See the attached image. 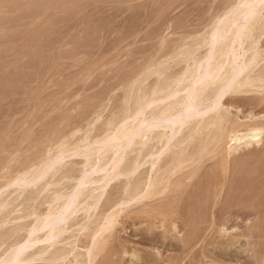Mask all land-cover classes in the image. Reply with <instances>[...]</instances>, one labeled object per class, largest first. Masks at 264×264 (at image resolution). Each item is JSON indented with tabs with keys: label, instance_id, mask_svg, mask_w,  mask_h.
<instances>
[{
	"label": "rangeland",
	"instance_id": "374dc122",
	"mask_svg": "<svg viewBox=\"0 0 264 264\" xmlns=\"http://www.w3.org/2000/svg\"><path fill=\"white\" fill-rule=\"evenodd\" d=\"M238 1L0 0L1 260L13 257V249L23 245L31 232L32 237L45 238L50 228L41 227L40 223L50 213L49 207L57 210L60 200L69 197L65 195H70L82 173H89V166L97 160L92 149L96 152L101 149L107 132L109 140V135L118 131L117 125L118 128L125 122L128 125L124 115L127 108H133L137 96L145 93L150 98L152 88L157 86L160 88L157 87L154 98H163L174 90V80L180 79L185 65H192V61L205 54L206 40L218 19L226 17L227 13L230 15L229 10L237 7L241 10ZM261 13L260 26L264 25V8ZM252 28L253 33H245L242 38V47L248 48L257 41L258 48L264 50V26ZM258 97L260 95L255 93L232 95L225 100L223 108L231 113L230 117L245 123L244 118L250 113L264 114V105L256 107L252 102ZM173 101L155 103V106ZM178 110L174 107L166 111V116ZM152 114L156 115V110L149 113L151 119ZM129 120L133 123L129 122L131 127L137 126L132 118ZM153 120L157 124L162 118L157 115ZM187 123V128L167 145L153 135L147 137L144 148L138 144L133 150H125L123 154L128 156L123 155L120 163L124 175L111 179L102 197L98 196L102 191H99L98 178L109 174L110 166L103 168L101 174L92 175L90 171L88 178H93L89 179L95 184H86L85 190L97 196L86 202L95 204L84 213L80 204L85 201L80 200L77 207L80 212L75 207L76 215L71 214L73 218L70 215L67 219L70 222L66 220V233L56 235V244L47 250L48 256L41 253L42 258L39 254L48 242H38L31 246L33 250L30 247L20 256L31 257L30 263L21 264H264V227H258L263 225L260 221L264 210L257 214L249 207L246 211L252 212L241 219L237 210L230 208L231 215L228 212L229 215H223L224 222L216 219L223 206L240 204L239 196L230 191H234L236 185V188L241 185L242 189L247 188L248 181L255 177L252 175L254 164L249 166L250 163L243 161L238 164L235 158H241V153H236L240 155L237 158L226 148L230 137L234 136L228 137V132L242 131L245 127L238 128L231 123L223 130L211 127L195 130L193 119ZM99 140L100 147L97 143L94 148ZM257 140L264 142V135ZM84 150L92 156L87 166L83 165L86 164ZM79 151L81 156H78ZM112 154L110 151L105 155L106 160H110ZM52 157L62 165L55 160L56 167ZM46 161L55 165L49 162L48 168ZM132 161H136V165L129 166ZM40 165V172L48 168L45 179L38 177L40 173L34 174L38 173ZM126 165L128 167L123 168ZM53 166L55 172L51 170ZM246 169L254 171L250 174ZM29 177L38 184L30 183ZM46 182L54 184L46 188ZM246 184L247 187L243 186ZM258 184H253L257 192L262 189ZM55 194L57 198L60 196L57 201L52 199ZM246 196L243 198L247 201L241 198L244 204L250 202ZM198 201L199 204L195 203ZM246 204L244 206L248 207ZM8 216L17 218L9 221ZM52 217L50 219L55 221ZM106 219L112 222L107 231L103 229ZM34 228L39 229L33 231ZM13 244L17 247L12 249ZM220 246L224 250H219ZM53 250H59L62 261L51 259Z\"/></svg>",
	"mask_w": 264,
	"mask_h": 264
},
{
	"label": "bare ground",
	"instance_id": "6f19581e",
	"mask_svg": "<svg viewBox=\"0 0 264 264\" xmlns=\"http://www.w3.org/2000/svg\"><path fill=\"white\" fill-rule=\"evenodd\" d=\"M237 3H239L238 6L241 7V10L240 11H238V9H240L238 7L236 9L232 10L231 12L229 10V14L230 15H228V13H227L228 16L226 15V17H223V18L220 17L221 19H218V21L216 22V26L212 29L211 34L208 36V38L206 40L207 50H206L205 54L203 55V57L200 58L199 60L192 61V65H188V66L185 65V71L181 75L180 79L178 78L179 80H176V79L174 80L176 82V83L174 82L175 83V88L176 87H179V88H177V89L174 88V90H172L168 95H165L163 98H154L153 97V95H155L157 93V91H158L157 87L160 88L159 86L152 88V90H151V92H152L151 95L152 96L150 97L151 99L148 98V94H145V93H143V95L141 93H140L141 95L138 94L139 96L136 97V99L134 101V104H133V108L132 109L130 108V110H128V108H127V111L125 112V115L123 114L124 117H125L124 120H126L128 122V125L130 124L129 122L132 121V120L130 121L129 119L132 118L133 119V122L135 121V123H137V126H135L136 124L134 123L135 124L134 125L135 126L134 128H133V125L131 127V124H130V127H129L128 125H126L127 123L124 121L126 124L123 122L124 124H123V126H120V128H118L117 127L118 125H117L116 128H117L118 131H116V132L114 131L115 132L114 135H113V132H112L111 137L109 135V138H111V139H109V140L107 139V135H108L109 132H107L106 138L103 135V139H101V140L103 142V140L105 138L106 141H104V142L107 143V146H105L106 143L105 144L103 143L104 146L101 147V149H99V150L97 149L98 150L97 152L95 151L96 149H92V150H94V151H92V153L93 152L94 153L95 152L96 153H99V154H96L95 153L96 155H94V153H93V156H96L97 158L96 157L95 158L97 160H94L95 162L93 161V165L91 164L89 166V167H91L90 168V171L92 172L91 173L92 175H93V173L95 174V173H98V172H100L98 174H101V171H103V168L105 170V167L106 166L107 167H108V165L110 166V171H108V173L109 172L110 173L107 174V175L105 173L104 176H102L101 178L100 177L98 178L99 182L101 181V187L99 188V191H100V189H102V191H100V194L98 196L102 197V192L108 186L107 183L109 181H111V179H113L115 177H118V176L121 177V175H124L122 172H125V171H124V169H120L121 168L120 163L123 160V155H124L123 153L126 152L125 150H128V149L131 150L132 148H134V146H136L138 144L143 145L142 147L144 148V146H145L144 143L148 141L147 137H149V138L151 137L152 138L153 135H155L156 138L160 139L161 142H163L164 144L167 145V144H169L175 138V136L177 135V133H179L182 129L187 128V127H185V125H188L189 124V123H187V120L193 119L194 120V123H192V126H193V128L195 130H197L199 128H204L205 129V128H209V127L215 128L216 131L219 130V129L220 130H223V129H225L224 128L225 125L227 126V125H229L231 123L234 124V125H238V128L239 127H245V130H242V131H237V129L236 130H230V129H228V130H230L228 132V137H229V135L231 136L233 134H234V136L233 137H230V141H228V143L226 144V148L229 151V153H234L235 155H236L237 152L241 153L240 154L242 156L241 158H238V157H240V155L239 156L236 155V157L238 159H236L235 158V155H234L235 162H238V164L241 161L250 163L249 166L252 165V164H254V165H252V167H254L255 171H254V169H253L254 172L251 171L254 174H252L250 171H248V169H246L250 174H252V175L255 176V177L251 178L248 181V184H249L248 187H247V184L246 185H243V186H245L247 188H245V189L243 188L242 189L241 188L242 185H241V187H238V188H236L237 187V185H236V187L233 188L234 185L232 186V184H228V185H231L232 187H230V186H227V187L233 188V190H234V191H232L230 189L231 190L230 191L231 194L233 193V194H235V195L237 194L239 196L238 198H239V201H240L239 203L240 204H238V205H232V206H230V205L223 206L221 212L219 211V215L216 218L217 221L220 222V223H222V221L224 222L225 221L224 216L226 214L227 215H229V214L231 215V210H230V213L228 211L230 208L232 210L235 208V210H237V213H239L241 219H243L244 217H246L248 214H250L252 212L250 210H249L250 213L247 212L248 209H249V207L251 208V210H255L257 214L263 212V210H264V142H262V140H259L258 141L257 138L258 137H261V135H264V114H262V115L259 114L260 116H258V115L256 116L254 114H251L250 113V115H249L247 113L248 116L246 118H244V119H246V122L245 123L238 122L236 118L230 117L231 116L230 115L231 113H229V111L226 110V108L225 109L223 108V106H224L223 103L225 102V100H227V99L229 100V98L232 95H235V96L236 95H244L245 96V95H248V94H251V93H255V94L260 95V97L256 98L255 100H253L254 98L252 99V102H254V105H256V107L257 106H260L261 107L262 105H264V64H262V62L264 61V50H260L258 48V44L259 43L257 41H253L252 43H250V45H249L248 48H243L242 47L243 46L242 38L246 35L245 33H253V28L252 27H254L256 25L259 28H261V26H264L262 24H261V26L259 25L260 23H262L261 20H262L263 17L261 15L262 14L261 13V10L264 8V0H239ZM236 5H235V7H236ZM263 23H264V21H263ZM231 33H233V34H231ZM38 59H40V57ZM40 60H42V59H40ZM20 79H21V77H20ZM2 80H4V79H2ZM182 84L183 85L185 84V85L182 87ZM8 86H9V84H8ZM173 86H174V84H173ZM9 88H10V86H9ZM139 91L140 90H138V92ZM179 94H181L182 96L181 97H178ZM238 98H240V96ZM170 99H174L175 102L174 101L173 102H170L171 104L169 103L167 105H164L163 104V106H161V107H158L157 104L155 106V103H159V104L161 103L162 104L165 101H168ZM175 99L176 100L178 99V100L176 101ZM151 106H153V107L155 106V107L153 109L149 110L148 108L151 107ZM174 107H178L179 108L178 112H176L172 116H166V111H170ZM244 107L245 106H243V109H244ZM147 109L150 111V112H148V114L146 113L147 112ZM155 110H156V115L152 114V115H154V116H152V119H151V117H148L149 116V113L151 114L152 112H155ZM239 110H241V109H239ZM163 111H165V112H163ZM236 113H238V112H236ZM260 113H261V111H260ZM157 115H159V117L162 118V120L160 122H158L157 124H155V122H154L153 119ZM136 120H137V122H136ZM144 124H146V125H144ZM116 128L114 130H116ZM158 129H162V131H155V130H158ZM166 130H168L169 133L166 134ZM252 138L254 139L253 141L249 140V139H252ZM101 140L95 142L96 141V139H95V141H94L95 142V145L93 143L94 148L96 147V144L98 142L99 143L101 142ZM99 143H98V146L100 147L101 143H100V145H99ZM109 143H112V144H109ZM90 145H89L88 148L91 147ZM84 149H85V147H84ZM86 150H88V149H86ZM88 151H90V150H88ZM110 151L113 152V154L111 155V159H110L111 161L110 160H106L107 156H105ZM82 152H83V149H82ZM84 152H85V150H84ZM80 153H81V151L78 152L79 155L76 154V157H77V155L78 156H81ZM85 153H82L83 155H85V157L84 156L83 157L86 158L85 159L86 160V164H83V165L87 166L88 165L89 156H91L89 154H91V152L90 153L87 152L86 153L87 155ZM57 156L58 157H56V158H59V155H57ZM127 156L128 155H126L125 157H127ZM137 156H138V154H137ZM151 156H153V154ZM53 157H55V156H53ZM53 157H52V160L51 159H49V160L53 161V163H56V161H57V163L60 164V161L58 159H55L56 160L55 161L53 159ZM62 160H63V157H62ZM49 162L46 161V163H47L46 165H48ZM53 163L50 162V164H53ZM57 163H56V167H57ZM63 163H64V161H63ZM131 163H135L134 165H136V161L130 162L129 166H131ZM248 163H246V164L248 165ZM50 164L48 165V168H49ZM53 165H55V164H53ZM60 165H62V163ZM38 167L39 166H37V168ZM53 167L54 168H52V169L50 168L52 171H53V169L54 170L56 169L55 166H53ZM127 167H128V165H126L123 168H127ZM135 167L136 166H134V168ZM137 167H138V165H137ZM241 167H242V169H241V173H242L243 165H241ZM244 167H245V165H244ZM40 168H41V165H40V167L38 169V173H34V174H36L38 176V174L40 173L38 177L39 178H43V176L45 177V175H46L45 173H47L48 168L47 167H46L47 169L44 168V169H46V171L42 170L41 172L39 171ZM236 170H235V172H236ZM250 170H252V169H250ZM90 171H89V173L88 172L87 173L86 172L82 173V176L80 177L79 180H77V185L73 188V190L70 193V195L69 194L68 195H65V197L66 196H69V197H66L67 199H64L65 201L62 200L63 198L60 200L61 203H62V201H64V202L62 204L60 203V205L57 208V210L55 209L57 211L56 212L57 214L56 213L53 214L55 210L53 211L51 209V207H49V210H47V211L48 212L50 211V213L49 214L47 213V216H46L45 220L44 221L42 220V224L40 223V226L41 227H49L50 228L49 233L47 235H45V238L44 239L42 238L43 240H40L41 238L32 237L33 232L29 233L28 238L26 237L27 238L26 241H24L22 243L23 245L20 244L17 247V246H14V244H13L11 246V248L12 247H15V248L17 247L16 250L12 248L15 251L13 257H11L10 253L8 254V255H10V258L7 257L5 254H3L4 256L7 257V259H4V258H3L4 260L3 259L2 260L0 259L1 260L0 261V264H18V263L21 264L22 262H25V261L28 262V261L31 260V257H30V259H28L29 256L28 257L26 256L25 259L22 258L24 256V253L26 252V250H28V248L30 249V247L32 245H36L38 242H41L42 244L44 242H48V246H46L45 248L41 249L40 250L41 252L39 253L40 254V257L43 258V256H42V255H44L43 253H47L48 252L47 250L48 249H51L56 244V239H57L56 235H58V236L59 235H63L64 232L67 230V228L65 229L66 220L70 217L71 214H75V213H73V212H75V207H76V211H78L79 208L77 209V207L79 206V204H78L79 201L82 200V199L85 201V203L83 202V204H80V206L82 205L84 207L83 208V212L84 211L88 212L92 208V206L95 203H93V202L92 203H90V202L87 203L88 201L86 202V200L88 199V200L91 201L97 195H95V194L92 195V191L85 190V185L86 184L89 185L91 183L90 186H92L93 184H95V181H93L94 180L93 178H90V176H89V178L90 179H93V180H90L88 178V174H90ZM53 172H55V171H53ZM131 172L132 171H130V173ZM134 172H135V169H134ZM235 172H234V175L238 174V173L235 174ZM248 172H246V173H248ZM239 173H240V171H239ZM46 176H48V173H47ZM209 176H210V174H209ZM243 176H245V175H243ZM38 177L35 176V178H37L36 179L37 181H39ZM122 177H124V176H122ZM231 177H232V175H231ZM241 177H242V175H241ZM32 179H31L30 183L32 182L34 184H38V183H36L37 181H35V179H33V180ZM43 179H45V178H43ZM14 180H16V179H14ZM98 180H96V181H98ZM41 182L44 183V181H41ZM254 182H257V183L260 184V186L258 184V186L260 188H262V189H259L260 191L257 192L256 187L254 189V185L253 184H256L257 185V183H254ZM50 184L51 183H47L46 182V185H45L46 188L47 187L50 188ZM53 184H51V185L53 186ZM102 184H103V186H102ZM106 184H107V186H106ZM98 187H96V188L98 189ZM207 187H209V185ZM96 188H95V190L97 191ZM207 190H208V188H207ZM226 190H229V189H226ZM45 191H47V190H44V192ZM230 192H229V194H230ZM62 194L60 192V196ZM246 195L249 196L250 202H251V203L249 202L250 205H249V203H247L248 204V207L247 206H244L246 203L244 204L242 202V200H241V198L242 199H245L243 197L246 196ZM60 196H58V198H57L56 197V194H55V198L53 196L52 199L54 201H57V200H59ZM63 196H61V197H63ZM226 196H228V195H226ZM248 196H246V197L248 198ZM229 197H232V196H229ZM234 197H237V196H234ZM27 198H29V197H27ZM245 200L247 201V199H245ZM234 201H236V200H234ZM205 202H207V201L205 200ZM195 203H198L199 204L200 202L198 201V202H195ZM225 203H223V205ZM5 204H6V202H5ZM6 206H7V204H6ZM2 208H3V206L1 207V209ZM198 208H200V207H198ZM246 209H247V211H246ZM4 210H5V208H4ZM80 210H81V207H80ZM200 210H201V208H200ZM235 210L233 212H235ZM255 211H253V212H255ZM78 212H80V211H78ZM240 212H242V213H240ZM246 212H247V214H246ZM13 214H14V211H13ZM212 214L214 216V213H212ZM8 215L10 216L11 214L8 213ZM75 215H74V217H75ZM9 216H8L9 221L11 219L14 220V219L17 218V217L9 218ZM22 216L23 215H21L20 217H22ZM33 216H34V214H33ZM52 216L55 217V219H56L55 221L57 223H55V221L52 220L53 219ZM222 216H223V218H222ZM6 217H7V215H6ZM51 217H52V219H50ZM71 217L73 218L72 215H71ZM229 217L227 216L226 218H229ZM36 218L34 220H36ZM189 218H190V216H189ZM191 218H192V216H191ZM262 218H263V220L260 221V222H262L263 225H264V217H262ZM42 219H43V217H42ZM193 219H195V218L193 217ZM258 219H260V217ZM6 220H7V218H6ZM106 220H107V222H106ZM106 220H105V223L106 224L103 225V227H104L103 229L107 231V229H109V227L112 226V222L109 221L108 219H106ZM39 221L40 220L37 219V222H39ZM67 221H69V220H67ZM4 223L6 224L5 221H4ZM35 225H39V224H35ZM263 225H258V227L259 228H262V227H264ZM36 229L38 230L39 228H34L33 231H35ZM257 230L259 231V229H257ZM69 231H71V230H69ZM69 231H67V233H69ZM189 239H190V237H189ZM147 240H150V239H147ZM185 240H187V239L185 238ZM184 241H182V242H184ZM69 246H70V244H69ZM71 246L74 247L75 245L71 244ZM33 249L34 248H32L31 250H33ZM218 249L219 250L220 249L224 250L223 247L218 248ZM9 250H11V249H9ZM29 251H27V252H29ZM58 251L59 250H53L51 252V254H52V258L51 259H53L54 261L55 260H58L59 258H60L59 260H61V261L63 260V259H61L63 257V255L60 252H58ZM5 252H7V250ZM38 252H37V254H38ZM71 252H73V251H71ZM41 253H42V255H41ZM22 254H23V256L20 258V256ZM37 254H36V257H38ZM45 256H48V253ZM34 258H35V255H34ZM28 263H30V262H28Z\"/></svg>",
	"mask_w": 264,
	"mask_h": 264
}]
</instances>
